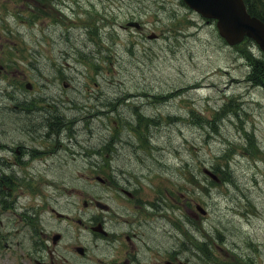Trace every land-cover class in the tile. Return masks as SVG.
<instances>
[{
	"label": "rangeland",
	"instance_id": "obj_1",
	"mask_svg": "<svg viewBox=\"0 0 264 264\" xmlns=\"http://www.w3.org/2000/svg\"><path fill=\"white\" fill-rule=\"evenodd\" d=\"M40 1L41 7L33 11L0 13V33L15 34L10 42L0 35L2 49L14 48L13 52L1 53L13 62L14 70L2 74L3 87L20 86L21 79L31 81L32 98L41 89L54 95L52 90L57 87L62 91V102L71 106L70 112L75 116L86 114L87 123L73 127L77 138L62 136L54 140L48 157L38 152L31 156L19 171L20 179L10 174L13 179L8 181L13 188L8 206L14 199L10 197L17 194L23 207L35 209L33 220L38 221L42 207L52 199L62 200L74 191L89 196L96 183L98 194L111 195L113 184L128 182L122 178L124 175L135 182L143 196L142 232L150 240L145 248L149 253L151 243L162 244L168 251L179 247L183 238L197 241L199 248L201 236L200 245L203 238L208 245L200 249L208 256L239 264L237 256L254 252L255 263L264 264V246L255 241L264 239V154L237 157L239 148L242 153L257 150L255 145L250 146L253 138L263 144L258 146L263 150L264 86L260 88L248 79V65L240 57L239 47L228 46L214 22H208L181 0ZM68 3L75 6L76 15L79 13L85 23L98 22L97 28L105 31L103 39L101 35L95 40L53 37L55 24H65L58 19H62V8ZM133 17L146 26L145 30L121 27L135 20ZM152 32L158 34L157 39L147 37ZM41 66L47 67L44 75L38 72ZM22 72L26 78L20 77ZM3 91L5 94L0 96L4 99L14 96ZM226 104L231 106L224 110ZM83 105H87L86 110ZM6 118L0 120L1 134L11 132L28 138L24 135L36 132L35 125L13 122L11 114ZM92 127L97 134V178L93 173L72 169V157L77 156L74 148H90L83 134ZM110 139V148L99 147ZM229 146L237 147L231 160L239 185L211 183L208 188L204 166L229 153ZM44 161L49 165L56 162L54 170H34V164L44 165ZM245 190L257 201L258 208L240 199ZM197 204L207 213L200 212ZM222 225L224 243L217 241L215 246V226L219 229ZM185 226L195 232L184 231ZM9 243L20 247L6 252L5 240L0 247V264L21 261V249L27 248L31 240L22 235ZM251 246L256 249L251 251ZM214 262L198 258L197 264Z\"/></svg>",
	"mask_w": 264,
	"mask_h": 264
},
{
	"label": "flooded vegetation",
	"instance_id": "obj_2",
	"mask_svg": "<svg viewBox=\"0 0 264 264\" xmlns=\"http://www.w3.org/2000/svg\"><path fill=\"white\" fill-rule=\"evenodd\" d=\"M38 2L0 0V13L33 11ZM67 5L68 9L74 8L70 3ZM5 32V35H0L10 42L15 34L12 31ZM5 51L8 52V49ZM10 65L4 54L0 53V79L3 73L14 72ZM53 89L54 95H47V90H42L36 98H32L27 95L29 91L25 88L15 86L12 99L0 103V108L11 116L14 114L24 123L36 126L35 133L24 135L28 138H21L19 134L11 132L0 133V173H19L23 164L36 152L48 157L52 153V142L60 137L56 134L57 129L61 136H79L73 127L84 124L87 121L86 114L75 116L70 112L71 106L67 107L69 112L65 113L66 103L62 102V91H57V87ZM0 120L7 121L2 114ZM54 121L57 122V129ZM94 132L95 128L92 127L83 134L90 146L88 150L74 148L73 154L77 156L72 157V169L76 173H93L97 178V134ZM54 163L49 165L44 161V165L34 164L33 168L42 172L53 171ZM122 178L128 182L116 183L114 179L116 184L111 186V195L98 194L96 183V189L89 196L83 197L74 191L62 200L52 199L50 205L42 210L38 221L25 223L28 230L26 235L33 244L24 248L21 262L16 264H196L197 246L190 238H183V248L180 245L166 251L162 244L151 243L152 251H146L150 240L142 232L145 223L143 196L134 181L124 175ZM18 183L22 184L19 180ZM17 222L15 217H8L3 227L4 233H1L7 242L13 240L21 230V227L15 226ZM0 223L3 224V221ZM189 229L190 232L193 230L191 226ZM193 236L196 238V234ZM187 243H190L189 246Z\"/></svg>",
	"mask_w": 264,
	"mask_h": 264
},
{
	"label": "trees",
	"instance_id": "obj_3",
	"mask_svg": "<svg viewBox=\"0 0 264 264\" xmlns=\"http://www.w3.org/2000/svg\"><path fill=\"white\" fill-rule=\"evenodd\" d=\"M245 2L247 4L248 10L252 14L258 15V16H260V18H262L264 20V0H245ZM104 32H105L104 30H99L97 28V35L98 36H100ZM95 34H96V29H93L92 35L94 36ZM101 39H103L102 35H101ZM242 45L243 46L240 48L239 51L241 53V56L247 62V65H248V73H247L248 79L250 80L251 83H253L255 85L260 84L261 86H263L264 85V53L260 51V49L257 47V45L254 43V41L252 39L246 38V40L243 42ZM112 102H113L112 100L108 101V104H112ZM106 106H108V105H106ZM230 106L231 105L226 104L224 107V110ZM130 125H132L133 127L136 126L135 122H131ZM54 126L55 127L57 126L56 121H54ZM111 142H112L111 139L109 141L104 140L99 147L107 146L108 148H110ZM259 143L254 138V142L251 141V144L253 146L255 145L257 150L254 151L253 153H247V152L242 153L244 151H242L239 148V150L241 151L242 154L240 153V155H238L237 157L242 156V158H248L249 156H257L259 153H261V150L258 147ZM234 147H236V146H229V148H228V151H230L229 153H225V155H223L221 157H217V158L215 157L214 160L211 161L210 164L208 165V167L210 169H212L221 179L220 182H217V181H214L211 179L210 181L212 183H216V184L220 185L219 183H221V181H225L227 179L228 183L234 184V181L232 179V175L235 173V170H232L230 168V162H232L234 165V162L231 159L233 158L235 152H237V147H236V150L234 149ZM0 177L5 178V179L8 178L3 173H0ZM242 200H247L246 203L248 205L249 204L255 205V203H256L254 197H253V199H251L248 194H245V196H243ZM219 229H220L219 231L222 232V227H220ZM262 229H264V227ZM262 246H264V240H263ZM253 249H255V248H253ZM252 258L253 257H249L246 255V258L244 259V261H240V258H235V259L239 262V264H253V262L255 263V260ZM217 264H231V263L228 261V259L223 258V259H219V261H217Z\"/></svg>",
	"mask_w": 264,
	"mask_h": 264
},
{
	"label": "water",
	"instance_id": "obj_4",
	"mask_svg": "<svg viewBox=\"0 0 264 264\" xmlns=\"http://www.w3.org/2000/svg\"><path fill=\"white\" fill-rule=\"evenodd\" d=\"M203 16L217 18L219 33L231 45L237 44L246 35L255 40L264 51V21L248 12L244 0H184ZM151 34L149 37H155ZM212 177L215 174L206 170Z\"/></svg>",
	"mask_w": 264,
	"mask_h": 264
},
{
	"label": "bare ground",
	"instance_id": "obj_5",
	"mask_svg": "<svg viewBox=\"0 0 264 264\" xmlns=\"http://www.w3.org/2000/svg\"><path fill=\"white\" fill-rule=\"evenodd\" d=\"M254 82V81H253ZM255 83V82H254ZM257 85V84H256ZM260 85V84H259ZM264 86V85H263ZM147 101V100H146ZM252 134H249V136H251ZM253 136V135H252ZM254 142V138L251 140ZM250 146H253L252 144H250ZM254 147V146H253ZM138 203V202H137Z\"/></svg>",
	"mask_w": 264,
	"mask_h": 264
}]
</instances>
